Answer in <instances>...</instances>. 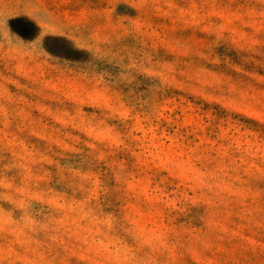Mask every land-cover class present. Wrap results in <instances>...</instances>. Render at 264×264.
<instances>
[{"label":"rangeland","instance_id":"rangeland-1","mask_svg":"<svg viewBox=\"0 0 264 264\" xmlns=\"http://www.w3.org/2000/svg\"><path fill=\"white\" fill-rule=\"evenodd\" d=\"M0 264H264V0H0Z\"/></svg>","mask_w":264,"mask_h":264}]
</instances>
